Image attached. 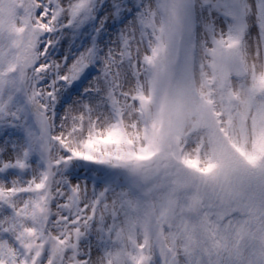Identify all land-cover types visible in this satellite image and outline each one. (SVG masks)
Masks as SVG:
<instances>
[{"label": "snow or ice", "instance_id": "6c2138e0", "mask_svg": "<svg viewBox=\"0 0 264 264\" xmlns=\"http://www.w3.org/2000/svg\"><path fill=\"white\" fill-rule=\"evenodd\" d=\"M260 82L264 0H0V264H248L264 251ZM145 89L181 130L172 156L125 146Z\"/></svg>", "mask_w": 264, "mask_h": 264}, {"label": "rangeland", "instance_id": "374dc122", "mask_svg": "<svg viewBox=\"0 0 264 264\" xmlns=\"http://www.w3.org/2000/svg\"><path fill=\"white\" fill-rule=\"evenodd\" d=\"M141 2L146 4H156L159 2V0H141ZM219 2L226 3L232 12L240 14L243 12V5L246 3V0H219ZM258 2L259 0H257V3ZM214 31L217 33L221 31L227 33L229 31V28L227 25L224 24H220L215 27L212 24H209L207 26L208 37H211ZM252 32L253 35L251 39L247 41V44L251 47V49L254 50L256 46L255 28H253ZM260 86L264 87V82H260ZM81 91L83 92V89ZM145 91L147 93V100L149 101V103H146L144 105L145 119L148 120V123L142 124L139 128H137L135 121H133L130 117H127L126 120H128V123L125 125L127 128V134L123 137L125 146L129 149L141 150L144 152L145 156H155L157 159H160L164 156H172L179 145L181 130L172 128L170 144L167 147L163 146L162 141L159 143L158 146L153 144V141L159 136L163 135L164 132V105L160 101L159 96L154 94L151 89H145ZM0 95H3V93H0ZM8 95L9 101L16 99V93H9ZM16 103L21 108L24 107V103L22 101L16 100ZM57 108L59 109V104L57 105ZM31 112L32 119L38 122L35 110L33 109ZM149 113L151 114L153 119H148ZM57 114L61 117L64 115L62 111H58ZM25 120H27L26 117ZM57 123L59 124L60 121H57ZM31 124L33 126L32 121ZM31 124H29L28 127L25 129V137L27 138V136H30L31 140L33 141V132L35 133L36 129L32 128ZM188 124H192V127L188 128V131L194 130V128L197 126L194 121H191L189 118L186 117L185 127H187ZM257 143L259 146L260 154L264 155V140H260ZM141 144H144V149H141ZM233 147H235V145H233ZM35 151L37 155H39V150L36 148V146ZM237 151H239V149H237ZM241 155H243V153H241ZM184 173L187 174L186 170H184ZM33 175L34 173L29 171L23 175V179L28 180ZM36 175H38V173H36ZM0 179H2V177H0ZM248 264H264V251H262L259 246L250 248L248 254Z\"/></svg>", "mask_w": 264, "mask_h": 264}, {"label": "water", "instance_id": "95a60500", "mask_svg": "<svg viewBox=\"0 0 264 264\" xmlns=\"http://www.w3.org/2000/svg\"><path fill=\"white\" fill-rule=\"evenodd\" d=\"M170 133H171V128H169L168 122H167V119H166V134H165V142L166 143L169 141Z\"/></svg>", "mask_w": 264, "mask_h": 264}]
</instances>
